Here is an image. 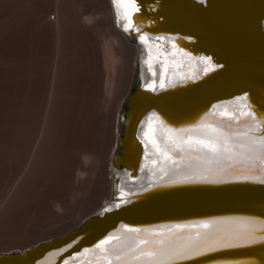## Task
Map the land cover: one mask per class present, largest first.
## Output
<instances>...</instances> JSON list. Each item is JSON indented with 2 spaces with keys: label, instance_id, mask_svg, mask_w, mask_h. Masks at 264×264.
I'll return each instance as SVG.
<instances>
[{
  "label": "bare ground",
  "instance_id": "6f19581e",
  "mask_svg": "<svg viewBox=\"0 0 264 264\" xmlns=\"http://www.w3.org/2000/svg\"><path fill=\"white\" fill-rule=\"evenodd\" d=\"M167 2L180 16V9ZM136 8L131 0H0V172L6 163L4 151L14 155L13 177L0 189V228L32 236L41 221L54 217L53 207L61 208L66 217L104 188L108 196L92 213L175 186L260 183L264 178L259 171L264 161L258 156L215 160L211 154L189 150L203 147L197 143L203 136L222 135L212 122L231 127L235 134L246 131L250 110L243 99L210 106L213 91L203 90L220 77L234 81L243 71V62L206 71L209 64L198 57L206 54L186 46L180 34L172 37L174 28L164 36L144 25L136 27L133 21L141 7ZM156 36L158 42L153 41ZM162 37L169 44L164 45ZM260 39L264 42V34ZM247 54L260 66L248 65L244 70L249 75L263 72L264 47L259 54L253 49ZM137 64L141 77L132 93L137 100L171 96L175 106H165L171 116L166 118L158 110L123 114V120L116 116L122 99L116 100L130 91ZM114 103L117 108H112ZM248 103L264 116V110L259 112ZM122 122L126 123L123 134H117ZM259 131L257 125L247 135ZM117 149L128 150L129 157L136 152L131 168L113 165ZM241 151L240 146L235 149ZM203 221H218L216 227L222 232L251 229L258 236L264 230L262 219L240 215L176 223L121 222L106 234L112 227H100L85 238L71 231L49 243L38 241L25 253L20 251L21 256L0 258V264H120L115 257L106 258L108 246L123 250L130 258L127 264H137L139 258H131L130 247H142L143 238L195 234ZM262 247L264 242L218 249L182 264H259L255 257L263 252L254 251ZM245 253L253 254L232 256Z\"/></svg>",
  "mask_w": 264,
  "mask_h": 264
},
{
  "label": "water",
  "instance_id": "95a60500",
  "mask_svg": "<svg viewBox=\"0 0 264 264\" xmlns=\"http://www.w3.org/2000/svg\"><path fill=\"white\" fill-rule=\"evenodd\" d=\"M169 1L180 9V16L167 0H137L135 6H140L141 11L138 13L139 24H136V27L144 25L155 34L164 36L174 28L175 34L170 32L172 37L180 34L185 39L186 46H190L196 53L204 52L206 57H211L213 63L222 65V68L242 61L243 71L238 72L234 81L223 80L220 77L216 81L205 84L203 90L213 91L210 106L246 95L255 109L262 112L264 110V93H262L264 92V68H262L263 72L258 74L250 72V75L249 70L244 69L248 65L260 66V62H254L247 52L253 49L259 54V50L264 47V42L260 39V36L264 34L262 28L264 0H208L206 4L197 0H191L192 4L189 0ZM248 19L252 20V25L248 24ZM146 32L151 34L149 31ZM170 97L157 95L149 100L143 98L137 100L136 94L130 92L122 104L119 120L122 119L123 114H127L126 117L130 114L141 115L144 110L146 112L158 110L167 118L171 114L165 106L169 104L175 106L173 103L176 102L171 101ZM127 151L117 149L113 155L114 166L123 169L134 165L136 152L129 157ZM113 182L116 185L115 178ZM112 197L115 198L116 195ZM104 209L109 211L105 212ZM104 209L83 218L73 229L74 236L85 238L100 227H112L105 231L104 234H106L114 230L121 222L176 223L230 215L250 216L264 220V183L180 185L148 192L138 199L121 201ZM51 241L52 239L47 242ZM254 252H263L261 256L258 255L255 258L259 264H264V247L256 248ZM252 254L232 256L237 258V256L246 257ZM21 255L23 254L20 251H12L1 253L0 258ZM216 259L213 258V260Z\"/></svg>",
  "mask_w": 264,
  "mask_h": 264
},
{
  "label": "snow or ice",
  "instance_id": "6c2138e0",
  "mask_svg": "<svg viewBox=\"0 0 264 264\" xmlns=\"http://www.w3.org/2000/svg\"><path fill=\"white\" fill-rule=\"evenodd\" d=\"M131 2L135 5L137 0H131ZM137 11H139L138 7ZM133 22L139 24L138 18ZM199 59L209 64V68L206 71H213L215 68L220 67L219 65L210 63L211 57L200 56ZM196 78L199 79L200 77ZM167 86L174 87L172 84H168ZM239 99H243L250 110V116L244 122L246 131L235 134L231 127L212 122L222 135L203 136L197 141L203 147L191 148L189 149L190 151H197L204 155L211 154L210 158L215 160L235 159L237 156L255 160L258 156L261 161H264V116L258 115L255 112L248 103L246 95ZM257 125L260 131L254 136L247 135L248 132H254ZM193 127H198V125ZM179 131L184 132L186 129H180ZM234 135H240L245 138L235 140L233 139ZM238 146L242 147L243 151L235 152ZM164 150L169 151V148L165 146ZM226 151H231L233 155L226 157L224 155ZM259 171L261 174H264V168H260ZM260 183H264V178L260 180ZM104 211L108 212L109 209H104ZM218 223V221H203L201 222L202 226L195 234L172 233L170 236L163 235L156 238H143L146 240V243L142 247H130L131 258H139L137 264H182L183 261L204 256L218 249H230L242 244L249 245L254 242H264V230L258 236L251 229L222 232L216 227ZM260 223L264 225V220L260 221ZM105 253L109 261L115 257L120 264H127V261L130 259L123 250L114 251L110 246L105 248Z\"/></svg>",
  "mask_w": 264,
  "mask_h": 264
},
{
  "label": "rangeland",
  "instance_id": "374dc122",
  "mask_svg": "<svg viewBox=\"0 0 264 264\" xmlns=\"http://www.w3.org/2000/svg\"><path fill=\"white\" fill-rule=\"evenodd\" d=\"M52 17H53V15L51 16V19H52ZM51 21H53V20H51ZM130 42L132 45H134L133 39H130ZM140 75H141L140 67L137 64V66L135 68L132 87H131L130 91L128 93H126L124 91L125 95L120 93L123 98H121L120 95L118 96L116 101H118L119 98L122 99V103H121L119 108H117L118 103L113 104L112 108H115V107L117 108L118 113L116 116L118 118H119V114L121 112L122 104H123L125 98L127 97V95L130 92L133 91V89L135 87H137L136 80L140 79V77H141ZM114 112H116V111L114 110ZM125 124H126L125 122H122V124H118V133L117 134H123L122 128L125 127ZM6 133H9V132H6ZM111 133L114 134V132H111ZM9 135H10V133H9ZM3 136L4 137L8 136V134H5V135L3 134ZM9 137L11 138V135ZM11 147L12 146H10L9 149L13 150ZM11 152L12 151L9 152V150L4 151L5 156H3V157H5V158H3V159H5L6 163L4 164V162H3V167H2L3 169H1V170H3L2 172L5 173L4 174L5 176H3V173L0 172V174L2 175V176L0 175V179L2 180V178L3 179L5 177L6 178L4 180H2V182L0 181V189L2 188V186H4L3 184H5L4 183L5 181L7 184L8 182L11 181V179L13 177V174H12V176L10 174V171H12L11 173H13V171H14L13 170L14 169L13 168L14 163H12L14 155L13 154L11 155ZM7 156H8V158H7ZM10 156H12V157L10 158ZM10 161L12 163V166H10L11 165ZM4 165L7 167L6 169H4ZM10 167L13 169H10ZM4 170H5V172H4ZM107 196H108V190H107V188H104L102 191L98 192V194L94 196V199L91 198L92 200L90 199L89 201H87L86 204H88V205H86V204L82 205L83 207L80 208V211L71 212V214H70L71 216L68 214L66 217H64V216L62 217V215H61L62 210H60L61 208L60 209L58 208V210H56L55 207L52 208V206H51V208L53 209V211H51V212H52L54 217L51 219H48V220L41 221L40 226L36 228V232L32 236H29V237H26L27 234H25V235L23 234L24 231L20 233V231L19 232L11 231V230L6 231V229L0 228L1 230H3V232L0 230L1 231L0 232V254L12 252V251H25L26 247L33 245L34 243H36L38 241L45 240L44 242H46L50 239H56L57 237L63 236L65 234L73 231V229H75L77 227V225L80 223V221L83 218H85L86 216H88L90 213H92L95 210V208H97L99 206L101 200Z\"/></svg>",
  "mask_w": 264,
  "mask_h": 264
}]
</instances>
